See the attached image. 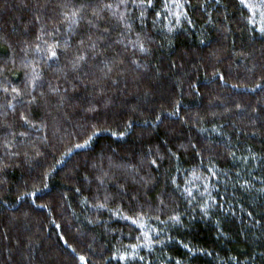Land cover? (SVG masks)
Wrapping results in <instances>:
<instances>
[{
	"label": "trees",
	"instance_id": "16d2710c",
	"mask_svg": "<svg viewBox=\"0 0 264 264\" xmlns=\"http://www.w3.org/2000/svg\"><path fill=\"white\" fill-rule=\"evenodd\" d=\"M0 264H264V0H0Z\"/></svg>",
	"mask_w": 264,
	"mask_h": 264
},
{
	"label": "snow or ice",
	"instance_id": "6c2138e0",
	"mask_svg": "<svg viewBox=\"0 0 264 264\" xmlns=\"http://www.w3.org/2000/svg\"><path fill=\"white\" fill-rule=\"evenodd\" d=\"M50 55L54 57V56L56 55V53H55L54 51H52V52L50 53ZM13 91H15V90H13ZM78 147H81V146L78 145ZM83 259H84V258L81 257V260H83Z\"/></svg>",
	"mask_w": 264,
	"mask_h": 264
}]
</instances>
